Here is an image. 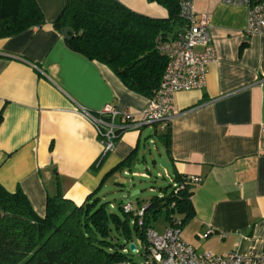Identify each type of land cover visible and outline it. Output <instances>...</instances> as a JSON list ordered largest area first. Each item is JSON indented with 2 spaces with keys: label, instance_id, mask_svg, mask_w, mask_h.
<instances>
[{
  "label": "crops",
  "instance_id": "obj_1",
  "mask_svg": "<svg viewBox=\"0 0 264 264\" xmlns=\"http://www.w3.org/2000/svg\"><path fill=\"white\" fill-rule=\"evenodd\" d=\"M36 1L43 25L0 39V185L22 190L43 216L46 196L58 189L79 205L96 189L103 198L121 187L120 173L145 172L139 168L151 141L168 164L157 173L200 178L183 241L215 254L264 246V34H246L247 7L192 0L197 14L209 15L215 50L204 86L174 95L167 145L154 135L159 125H145L122 132L102 154L95 128L77 109L95 112L113 103L138 118L148 97L68 47L52 25L65 0ZM118 1L149 17L167 16L153 1ZM129 154L128 165L104 180Z\"/></svg>",
  "mask_w": 264,
  "mask_h": 264
},
{
  "label": "trees",
  "instance_id": "obj_2",
  "mask_svg": "<svg viewBox=\"0 0 264 264\" xmlns=\"http://www.w3.org/2000/svg\"><path fill=\"white\" fill-rule=\"evenodd\" d=\"M167 11L164 18L135 12L118 0H65L54 18L53 27L72 30L68 47L90 60L105 64L130 90L151 97L161 80L166 60L156 50L155 40L175 37L185 21L180 16L184 0H149ZM43 13L36 0H0V39L26 29L40 27ZM0 114V121H1ZM154 135L167 145L169 130ZM131 154L106 175L127 166ZM176 181L182 175L171 174ZM159 194L145 204L142 224L132 213L109 208L98 189L77 205L56 191L47 195L45 212L38 216L19 188L9 192L0 185V264H119L135 261L129 244L146 247L144 232L154 227L164 212L168 226L177 217L180 226L193 216V184L186 183L175 193L165 182ZM173 204V205H172ZM172 205V206H171ZM123 249H126L124 251Z\"/></svg>",
  "mask_w": 264,
  "mask_h": 264
},
{
  "label": "built area",
  "instance_id": "obj_3",
  "mask_svg": "<svg viewBox=\"0 0 264 264\" xmlns=\"http://www.w3.org/2000/svg\"><path fill=\"white\" fill-rule=\"evenodd\" d=\"M222 2L227 5H245L246 34H264V0H222ZM180 16L185 24L175 37L163 39L158 36L154 42L156 50L165 58L166 64L158 87L148 98L138 118H135L127 108L118 110L113 103H106L95 112L83 107L77 109L79 114L95 128L102 154L111 151L121 133L128 129H139L145 125L156 124L160 126V130H163L173 115L174 95L178 91L201 89L204 86L206 66L215 58L209 32V15L197 14L193 9L192 0H184L181 3ZM129 174L149 177L146 172ZM157 175L172 188L173 193L186 183L194 185L200 182L199 177L192 175L184 176L183 181H176L166 170ZM127 197L126 193H121V198ZM121 208L126 213H132L137 218L138 225L142 224L145 204L134 207L127 200L121 204ZM180 232V221L173 216L171 223L164 228L162 234H158L154 227H147L144 232L146 241L144 251L136 247L133 251L140 255V259L124 260L119 264H264V246L247 253L234 250L221 254L211 251L199 252L183 241Z\"/></svg>",
  "mask_w": 264,
  "mask_h": 264
},
{
  "label": "rangeland",
  "instance_id": "obj_4",
  "mask_svg": "<svg viewBox=\"0 0 264 264\" xmlns=\"http://www.w3.org/2000/svg\"><path fill=\"white\" fill-rule=\"evenodd\" d=\"M146 156H145V164L143 167L139 168V170L145 171L149 177H142V176H131L130 174L124 175L120 173L121 180L123 181L121 187L124 192H128L129 197L126 199L121 198V192L119 189L121 187H114L111 189L110 193L104 194L103 201H105L109 208H113L117 211L118 204H122L127 200L130 201L133 206H137L139 203L142 205L145 204L148 199L156 194L160 193L158 186L163 183L162 178L157 175V172H162L163 167L159 164V155L157 150L155 149V145L148 141L146 143ZM158 151L164 155V151L160 145H157ZM154 160V163H153ZM121 183V182H120ZM131 184L133 185L134 189L130 188ZM140 190L138 194L131 196L134 190ZM165 226V218L164 212L162 211L159 213L158 217L154 221V230L158 234H162L164 231ZM136 242V247L140 251H144V245L138 241ZM133 258L135 260L140 259V255L137 252H133Z\"/></svg>",
  "mask_w": 264,
  "mask_h": 264
},
{
  "label": "water",
  "instance_id": "obj_5",
  "mask_svg": "<svg viewBox=\"0 0 264 264\" xmlns=\"http://www.w3.org/2000/svg\"><path fill=\"white\" fill-rule=\"evenodd\" d=\"M61 35H62V37L65 39V40H69V39H71V37H72V30L69 28V27H65V28H63L62 30H61ZM159 164L162 166V167H167L168 166V164H166V162L164 161V159L163 158H159ZM153 163H154V160H153ZM138 191V190H137ZM137 192H133L132 194H131V196H133V195H135ZM129 248H130V250L131 251H134V249H135V245L133 244V243H130L129 244Z\"/></svg>",
  "mask_w": 264,
  "mask_h": 264
}]
</instances>
